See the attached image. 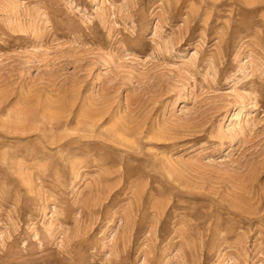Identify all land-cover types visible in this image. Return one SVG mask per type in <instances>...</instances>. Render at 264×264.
I'll return each mask as SVG.
<instances>
[{"label": "rangeland", "instance_id": "374dc122", "mask_svg": "<svg viewBox=\"0 0 264 264\" xmlns=\"http://www.w3.org/2000/svg\"><path fill=\"white\" fill-rule=\"evenodd\" d=\"M0 264H264V0H0Z\"/></svg>", "mask_w": 264, "mask_h": 264}]
</instances>
